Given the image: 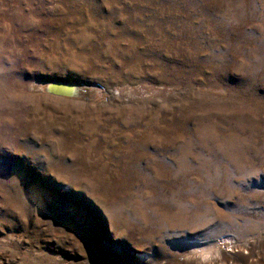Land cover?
Segmentation results:
<instances>
[{
    "label": "rangeland",
    "instance_id": "1",
    "mask_svg": "<svg viewBox=\"0 0 264 264\" xmlns=\"http://www.w3.org/2000/svg\"><path fill=\"white\" fill-rule=\"evenodd\" d=\"M0 264H264V0H0Z\"/></svg>",
    "mask_w": 264,
    "mask_h": 264
},
{
    "label": "bare ground",
    "instance_id": "2",
    "mask_svg": "<svg viewBox=\"0 0 264 264\" xmlns=\"http://www.w3.org/2000/svg\"><path fill=\"white\" fill-rule=\"evenodd\" d=\"M65 83H67V84H72V85H75V83L73 84L72 82H65ZM78 91V87H76V86H70V87H59V89H58V92H60V93H63L62 95H67V96H73L74 94H75V92H77ZM60 93H58V94H60Z\"/></svg>",
    "mask_w": 264,
    "mask_h": 264
},
{
    "label": "water",
    "instance_id": "3",
    "mask_svg": "<svg viewBox=\"0 0 264 264\" xmlns=\"http://www.w3.org/2000/svg\"><path fill=\"white\" fill-rule=\"evenodd\" d=\"M61 86L62 87H70L71 85H66V84L61 83V82H55V83L50 84V86L48 87V89H49V91L51 93L58 94V93H60V92H58V89H59L58 87H61ZM60 94L62 95L63 93H60ZM75 95H77V94H75Z\"/></svg>",
    "mask_w": 264,
    "mask_h": 264
}]
</instances>
